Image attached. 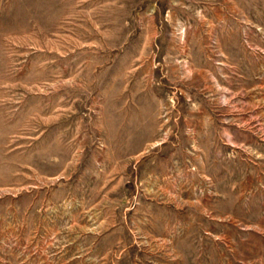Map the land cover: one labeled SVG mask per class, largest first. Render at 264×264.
<instances>
[{"label": "rangeland", "instance_id": "374dc122", "mask_svg": "<svg viewBox=\"0 0 264 264\" xmlns=\"http://www.w3.org/2000/svg\"><path fill=\"white\" fill-rule=\"evenodd\" d=\"M0 264H264V0H0Z\"/></svg>", "mask_w": 264, "mask_h": 264}]
</instances>
